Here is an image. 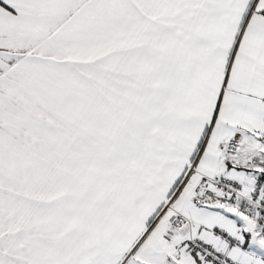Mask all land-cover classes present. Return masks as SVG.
I'll use <instances>...</instances> for the list:
<instances>
[{
	"label": "snow or ice",
	"instance_id": "snow-or-ice-1",
	"mask_svg": "<svg viewBox=\"0 0 264 264\" xmlns=\"http://www.w3.org/2000/svg\"><path fill=\"white\" fill-rule=\"evenodd\" d=\"M0 264H264V0H0Z\"/></svg>",
	"mask_w": 264,
	"mask_h": 264
}]
</instances>
